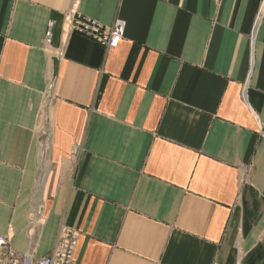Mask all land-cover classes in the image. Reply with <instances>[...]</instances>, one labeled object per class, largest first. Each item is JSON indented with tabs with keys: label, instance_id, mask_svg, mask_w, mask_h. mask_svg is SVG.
<instances>
[{
	"label": "crops",
	"instance_id": "obj_1",
	"mask_svg": "<svg viewBox=\"0 0 264 264\" xmlns=\"http://www.w3.org/2000/svg\"><path fill=\"white\" fill-rule=\"evenodd\" d=\"M63 225L76 264H264V0H0V234Z\"/></svg>",
	"mask_w": 264,
	"mask_h": 264
},
{
	"label": "built area",
	"instance_id": "obj_2",
	"mask_svg": "<svg viewBox=\"0 0 264 264\" xmlns=\"http://www.w3.org/2000/svg\"><path fill=\"white\" fill-rule=\"evenodd\" d=\"M96 26L97 24L93 21H88L83 24L81 30L87 35L96 37V33L99 32ZM122 34L123 26L117 19L110 26L102 42L106 46L114 48L117 46ZM44 143L45 141L39 143V150ZM78 236V230L63 225L60 227L57 240L49 253L37 256L32 247L26 251L16 250L10 243V234H0V264H76L74 251Z\"/></svg>",
	"mask_w": 264,
	"mask_h": 264
},
{
	"label": "bare ground",
	"instance_id": "obj_3",
	"mask_svg": "<svg viewBox=\"0 0 264 264\" xmlns=\"http://www.w3.org/2000/svg\"><path fill=\"white\" fill-rule=\"evenodd\" d=\"M122 23L123 26V33H124V23L122 20H119ZM123 37V34H122ZM121 37V38H122ZM120 38V39H121ZM120 41V40H119ZM47 126V125H46ZM51 128L47 127L46 128V134L48 136V138L50 137L51 134ZM48 141V139H47ZM46 141V143H44L43 147L39 150V186H42L44 179H45V175H46V161H48L49 159V147H48V142ZM36 190V189H35ZM37 191V190H36ZM43 192V191H42ZM42 195V194H41ZM35 198V197H34ZM36 206V205H35ZM38 207V206H37Z\"/></svg>",
	"mask_w": 264,
	"mask_h": 264
},
{
	"label": "water",
	"instance_id": "obj_4",
	"mask_svg": "<svg viewBox=\"0 0 264 264\" xmlns=\"http://www.w3.org/2000/svg\"><path fill=\"white\" fill-rule=\"evenodd\" d=\"M52 62H53V70H52V77H51V82L50 85L52 84L53 79L56 76V72H57V65H58V61L56 58H52Z\"/></svg>",
	"mask_w": 264,
	"mask_h": 264
},
{
	"label": "rangeland",
	"instance_id": "obj_5",
	"mask_svg": "<svg viewBox=\"0 0 264 264\" xmlns=\"http://www.w3.org/2000/svg\"><path fill=\"white\" fill-rule=\"evenodd\" d=\"M45 133V132H44ZM46 134V133H45Z\"/></svg>",
	"mask_w": 264,
	"mask_h": 264
}]
</instances>
